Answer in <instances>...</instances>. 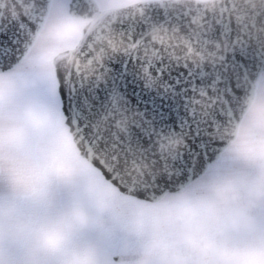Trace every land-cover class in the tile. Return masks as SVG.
<instances>
[{"label": "rangeland", "instance_id": "1", "mask_svg": "<svg viewBox=\"0 0 264 264\" xmlns=\"http://www.w3.org/2000/svg\"><path fill=\"white\" fill-rule=\"evenodd\" d=\"M68 1L53 0L42 31L15 71L14 82L0 89L2 119L17 124L12 131H0V161L6 168H15L25 193L32 197L23 209L10 208L3 197L0 231L7 233L13 219L21 234L36 228L52 230L54 235L44 241V247L53 248L58 240L73 235L69 221L78 219L82 245L76 247H86L98 264L138 260L159 264L160 259L173 256L195 263L200 257L202 264H264V251L213 239L235 233L230 222L235 215L246 219L258 215L255 209H244L245 195L239 189L255 178L264 162V73L235 142L200 180L155 204L134 201L119 194L79 155L66 126L50 116H38L35 99L26 97L40 87L38 71H51L52 58L72 49L79 39L86 22L70 16ZM97 1L107 8L135 0ZM9 105L15 110L7 111ZM24 124L34 133L32 142L25 136ZM57 226L62 231H55ZM247 237L246 248H264L263 228Z\"/></svg>", "mask_w": 264, "mask_h": 264}, {"label": "water", "instance_id": "2", "mask_svg": "<svg viewBox=\"0 0 264 264\" xmlns=\"http://www.w3.org/2000/svg\"><path fill=\"white\" fill-rule=\"evenodd\" d=\"M52 1L0 0V30L25 19L33 21L19 29L20 43L13 45L19 48V52L13 53L18 57L16 67L35 44ZM83 8L88 12L79 13ZM69 13L88 22L76 45L58 53L52 67L73 74L78 69L85 86H104L111 78V73L103 70L110 61L138 55L142 66L132 70L148 90L163 92V84L149 64L163 60L165 65L181 69L187 64L210 79L220 72L222 56H231L234 50L240 55L241 48L255 52V66L249 65L247 71L240 73L238 99L223 90V83L218 85L219 91L206 90L205 95L194 98L197 119L207 122V149L194 148L190 153L186 146L191 141L177 133L163 140L162 148H155L157 157H162L157 163L152 162L156 157L140 158L138 154L134 162L130 156L129 163L124 164L111 153L98 151L95 136L81 141L75 130L67 127L79 155L121 195L154 204L167 194L181 193L200 179L236 140L241 122L253 104L257 82L264 73L259 55L264 51V0H155L105 11H100L92 0H71ZM222 31H228L230 38L217 35ZM73 82H77L75 75ZM138 119L131 112H116L109 116L111 128L106 129L101 122L96 135L110 130L126 137L133 121ZM113 171L118 174L112 175Z\"/></svg>", "mask_w": 264, "mask_h": 264}, {"label": "snow or ice", "instance_id": "3", "mask_svg": "<svg viewBox=\"0 0 264 264\" xmlns=\"http://www.w3.org/2000/svg\"><path fill=\"white\" fill-rule=\"evenodd\" d=\"M32 22L31 19H25L0 30V49H3V52H0V89L10 85L16 78L14 69L18 57L13 53L19 52V48H13V45L18 46L20 43L19 29ZM217 35L230 38L228 31L218 32ZM133 46H138V43ZM240 52L241 54L237 55L234 50L231 56H222L224 63L220 72L210 79L187 64L183 65L182 69L180 66L174 68L165 65L163 60L160 64H149L148 67L152 68L163 84V92L148 90L132 70L142 66L138 55L118 62L110 61L103 70L110 72L111 78L102 87L98 83L85 86L78 69L75 74L65 73L58 67L51 71L40 69L37 73L40 87L27 92L26 97L35 99L38 116H50L57 124L74 129L81 141L95 136L98 151L111 153L114 159H120L124 164L129 163L130 156L133 162L138 154L140 158L152 156L156 157L152 161L155 164L162 158L157 157L155 148H162V141L177 133L191 141V145L186 146L190 153L194 148L207 149L208 142L204 139V125L207 122L197 119V110L193 107L194 98L197 95H205L206 90L214 93L219 91L218 85L223 83V90L238 99L240 73L256 63L255 52L249 53L243 48ZM259 55L264 63V51ZM73 75L78 83L73 82ZM15 108L16 106L9 105L6 110L14 111ZM3 112L4 109L0 108V131L14 130L17 124L5 122L2 119ZM116 112H131L139 117L133 121L127 136L120 137L110 130L96 135L101 122L105 124L106 129L111 128L108 124L109 116ZM23 131L27 140L32 142L35 136L30 126L24 124ZM135 149H138L139 153ZM204 155L207 157L206 150ZM248 171L250 175H255L252 170ZM117 174L116 171L112 172V175ZM5 195L8 206L12 209H23L32 199L25 193L15 168H6L3 161H0V207H3ZM69 224L73 235L58 240L53 248H46L44 241L54 235L52 230L43 231L36 228L30 234H21L15 229L13 219L7 233L0 231V264H98L86 247H76L82 245L80 220H71ZM55 231H62V228L57 226ZM213 239L216 242L230 240L237 247L249 251H264V248H246L249 237L243 233H230L226 237ZM69 253L74 254L68 255ZM32 256L38 257V260H31ZM61 256L64 257L63 260L58 259ZM133 264H143V261L138 260Z\"/></svg>", "mask_w": 264, "mask_h": 264}, {"label": "trees", "instance_id": "4", "mask_svg": "<svg viewBox=\"0 0 264 264\" xmlns=\"http://www.w3.org/2000/svg\"><path fill=\"white\" fill-rule=\"evenodd\" d=\"M245 195L244 209H255L258 211V215L252 218L246 219L242 215H235V218L230 219L233 230L235 233H243L248 236L251 232L264 229V162L260 167L259 174L255 176L250 182L241 185L239 189ZM229 221V220H228ZM180 256H173L168 261L160 259L159 264H202L200 261L187 262L185 260H179ZM156 261L157 259H152ZM153 264V263H152Z\"/></svg>", "mask_w": 264, "mask_h": 264}, {"label": "flooded vegetation", "instance_id": "5", "mask_svg": "<svg viewBox=\"0 0 264 264\" xmlns=\"http://www.w3.org/2000/svg\"><path fill=\"white\" fill-rule=\"evenodd\" d=\"M93 2H95L96 3V5H97V7H98V9L100 10V11H103V10H108V9H113V8H121V7H125V6H127V5H130V4H133V3H137V2H143V1H153V0H135V1H131V2H127L126 4H120V5H116V6H111V7H107V8H102L101 7V5H100V3L97 1V0H92ZM70 2H71V0H69L68 2H67V8H68V12H69V4H70ZM52 6V5H51ZM51 9V8H50ZM88 11L85 9V8H83V9H80L79 10V13H82V14H85V13H87ZM71 16V15H70ZM83 20V19H82ZM86 23H87V21L86 20H84ZM25 59V58H24ZM24 61V60H23ZM22 61V62H23ZM52 62V61H51ZM22 64V63H21ZM20 64V65H21ZM20 65H18L15 69H14V71H16L17 70V68L20 66ZM259 171H260V168H259V170H258V173L256 174V176L259 174Z\"/></svg>", "mask_w": 264, "mask_h": 264}]
</instances>
